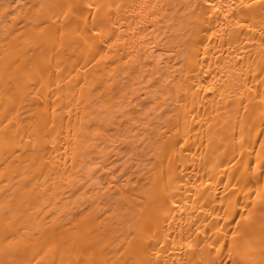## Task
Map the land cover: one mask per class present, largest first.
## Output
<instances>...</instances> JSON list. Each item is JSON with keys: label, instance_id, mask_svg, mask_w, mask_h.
<instances>
[{"label": "bare ground", "instance_id": "bare-ground-1", "mask_svg": "<svg viewBox=\"0 0 264 264\" xmlns=\"http://www.w3.org/2000/svg\"><path fill=\"white\" fill-rule=\"evenodd\" d=\"M0 264H264V0H0Z\"/></svg>", "mask_w": 264, "mask_h": 264}]
</instances>
